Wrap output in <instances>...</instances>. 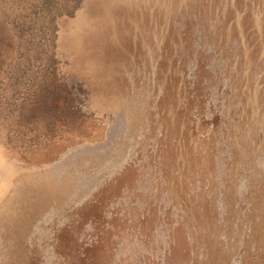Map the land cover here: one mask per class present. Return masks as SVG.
Returning <instances> with one entry per match:
<instances>
[{"label": "rangeland", "instance_id": "rangeland-1", "mask_svg": "<svg viewBox=\"0 0 264 264\" xmlns=\"http://www.w3.org/2000/svg\"><path fill=\"white\" fill-rule=\"evenodd\" d=\"M0 264H264V0H0Z\"/></svg>", "mask_w": 264, "mask_h": 264}]
</instances>
